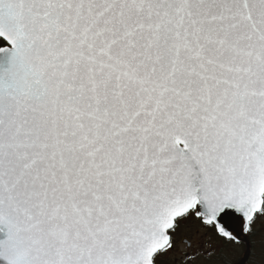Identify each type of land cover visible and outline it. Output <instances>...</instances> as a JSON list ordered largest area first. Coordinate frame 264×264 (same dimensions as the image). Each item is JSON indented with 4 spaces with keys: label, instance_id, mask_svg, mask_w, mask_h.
Segmentation results:
<instances>
[{
    "label": "snow or ice",
    "instance_id": "obj_1",
    "mask_svg": "<svg viewBox=\"0 0 264 264\" xmlns=\"http://www.w3.org/2000/svg\"><path fill=\"white\" fill-rule=\"evenodd\" d=\"M264 0H0V264H264Z\"/></svg>",
    "mask_w": 264,
    "mask_h": 264
},
{
    "label": "flooded vegetation",
    "instance_id": "obj_2",
    "mask_svg": "<svg viewBox=\"0 0 264 264\" xmlns=\"http://www.w3.org/2000/svg\"><path fill=\"white\" fill-rule=\"evenodd\" d=\"M258 222V221H257ZM261 227H262V224L261 222L259 221L258 222V225L256 226V229H257V237L256 239L258 238L259 236V239L264 235L260 230H261ZM263 234V235H262Z\"/></svg>",
    "mask_w": 264,
    "mask_h": 264
},
{
    "label": "rangeland",
    "instance_id": "obj_3",
    "mask_svg": "<svg viewBox=\"0 0 264 264\" xmlns=\"http://www.w3.org/2000/svg\"><path fill=\"white\" fill-rule=\"evenodd\" d=\"M258 222H259V220H258ZM258 222H257L256 226L258 225ZM256 226H255V227H256ZM256 230H257V229H256ZM262 233H264V232H262ZM257 241H259V236H258V238H257Z\"/></svg>",
    "mask_w": 264,
    "mask_h": 264
},
{
    "label": "trees",
    "instance_id": "obj_4",
    "mask_svg": "<svg viewBox=\"0 0 264 264\" xmlns=\"http://www.w3.org/2000/svg\"><path fill=\"white\" fill-rule=\"evenodd\" d=\"M263 234H264V233H263ZM263 234H262V235H263ZM263 236H264V235H263Z\"/></svg>",
    "mask_w": 264,
    "mask_h": 264
}]
</instances>
